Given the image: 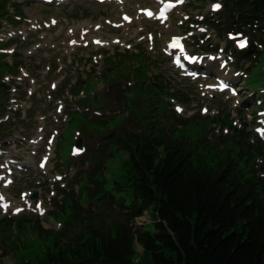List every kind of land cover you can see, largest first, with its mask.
<instances>
[{
  "label": "rangeland",
  "instance_id": "1",
  "mask_svg": "<svg viewBox=\"0 0 264 264\" xmlns=\"http://www.w3.org/2000/svg\"><path fill=\"white\" fill-rule=\"evenodd\" d=\"M161 1L171 3L167 19L144 16L145 8L156 12ZM219 2L11 0L9 16L0 22V68L8 72L2 82L10 87V99L8 93L0 94V149L7 147L22 160L24 170L13 176L9 187L1 186L0 196L15 205L0 210V220L10 225L0 222V264H41L55 236L34 232L28 221H38L53 233L63 231L72 212L68 206L62 214L63 199L67 193L79 198L86 180L82 172L92 170L85 156L105 149L110 143L102 136L120 130L121 120L132 112L124 106L123 97L131 100L140 93V105L162 107L170 102L173 106L167 108L165 119L177 116L192 126L206 127L209 139L226 135L230 121L246 132L261 128L264 133V52L255 54L256 61L237 62L234 54L231 70L220 68L232 58L240 39L230 41L225 28L219 32L210 25L224 20L222 10L214 13L211 9ZM174 35L183 36L181 54L195 58L196 69L205 75L188 76L172 64L166 43ZM242 71L245 76L240 75ZM228 72L235 92L217 88V77ZM122 89L127 90L123 97ZM160 89H170L174 95L160 93ZM103 94L108 96L105 104L101 103ZM85 96L93 102L89 107L88 99L79 102ZM135 125L134 120L127 122V129L139 131ZM78 139L85 150L82 156L73 151ZM109 154L103 156L107 178L124 159V152L116 147ZM1 158L4 166L5 158ZM5 173L0 168V174ZM35 193L38 197L32 200ZM90 199L84 194L78 202L86 206ZM53 211L60 214L51 216ZM20 219L23 225L18 228ZM151 222L145 213L135 225L153 230ZM141 256L142 248L135 241V257Z\"/></svg>",
  "mask_w": 264,
  "mask_h": 264
},
{
  "label": "trees",
  "instance_id": "2",
  "mask_svg": "<svg viewBox=\"0 0 264 264\" xmlns=\"http://www.w3.org/2000/svg\"><path fill=\"white\" fill-rule=\"evenodd\" d=\"M10 2L0 0V22L9 16ZM223 5V22L210 24L215 31L248 37L249 48L236 56L252 59L257 36L264 37V0H223ZM126 91H120L122 97ZM164 92L174 95L160 89ZM107 98L103 94L101 103ZM87 99L92 102L86 97L79 102ZM123 99L132 112L120 130L102 136L110 143L105 149L85 156L92 170L82 172L79 198L67 193L63 199L62 214L72 208L63 231L26 220L34 232L55 236L41 264H264V139L231 121L226 135L209 139L206 127L177 116L165 119L170 102L140 105V93ZM133 120L139 131L127 129ZM113 147L124 159L107 178L103 156H112ZM84 194L91 198L86 206L78 202ZM145 213L153 230L135 225ZM0 222L10 227L7 220Z\"/></svg>",
  "mask_w": 264,
  "mask_h": 264
},
{
  "label": "snow or ice",
  "instance_id": "3",
  "mask_svg": "<svg viewBox=\"0 0 264 264\" xmlns=\"http://www.w3.org/2000/svg\"><path fill=\"white\" fill-rule=\"evenodd\" d=\"M180 3H183L184 0H179ZM220 8V5L219 4H216L213 6V10H218ZM161 16H163V13H161ZM125 19H127V17H125ZM73 43H75V41H73ZM97 43H99V41H97ZM241 48L245 47L246 46V41L244 42H241L240 45H239ZM264 134V133H262ZM41 167H43V165H41ZM3 207H7V205H4Z\"/></svg>",
  "mask_w": 264,
  "mask_h": 264
},
{
  "label": "bare ground",
  "instance_id": "4",
  "mask_svg": "<svg viewBox=\"0 0 264 264\" xmlns=\"http://www.w3.org/2000/svg\"><path fill=\"white\" fill-rule=\"evenodd\" d=\"M125 1H127V0H118V2H125ZM123 14L125 15V17H128L129 15L127 14V13H125V12H123ZM157 14H159V12H157ZM157 14L156 15H153L152 17H150L151 18V20L152 19H154L156 16H157ZM138 17V14H137V16H136V18ZM167 19V18H166ZM133 23H134V21L133 20H131V25H133ZM127 25V23H125V26ZM175 36V35H174ZM170 42H172L171 40H169V41H167V43H166V45L167 44H169ZM11 204H12V202H11ZM13 205H15V204H13Z\"/></svg>",
  "mask_w": 264,
  "mask_h": 264
},
{
  "label": "water",
  "instance_id": "5",
  "mask_svg": "<svg viewBox=\"0 0 264 264\" xmlns=\"http://www.w3.org/2000/svg\"><path fill=\"white\" fill-rule=\"evenodd\" d=\"M263 40H262V38H260V42H262ZM77 146L78 147H81V141L79 140L78 142H77ZM37 197V194H35L34 196H33V198H36Z\"/></svg>",
  "mask_w": 264,
  "mask_h": 264
}]
</instances>
